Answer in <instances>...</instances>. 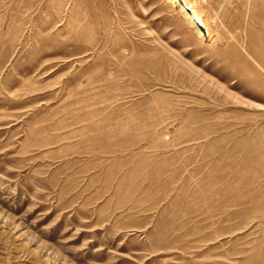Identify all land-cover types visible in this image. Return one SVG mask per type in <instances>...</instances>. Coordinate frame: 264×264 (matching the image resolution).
<instances>
[{"label":"rangeland","instance_id":"374dc122","mask_svg":"<svg viewBox=\"0 0 264 264\" xmlns=\"http://www.w3.org/2000/svg\"><path fill=\"white\" fill-rule=\"evenodd\" d=\"M0 264H264V0H0Z\"/></svg>","mask_w":264,"mask_h":264},{"label":"bare ground","instance_id":"6f19581e","mask_svg":"<svg viewBox=\"0 0 264 264\" xmlns=\"http://www.w3.org/2000/svg\"><path fill=\"white\" fill-rule=\"evenodd\" d=\"M174 1H177V0H174ZM189 3V2H188ZM190 4H192V3H190ZM196 11V10H195ZM192 12V11H191ZM188 19H191V18H188ZM193 20V19H192ZM191 24V23H190ZM207 24V23H206ZM193 27H195L194 25H193ZM206 28H208L207 26H206ZM201 35V34H200Z\"/></svg>","mask_w":264,"mask_h":264}]
</instances>
